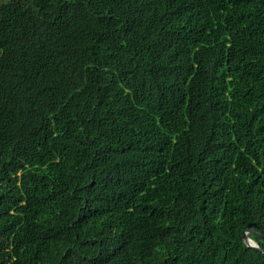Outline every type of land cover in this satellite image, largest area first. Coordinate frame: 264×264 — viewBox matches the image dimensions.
<instances>
[{
  "label": "trees",
  "instance_id": "16d2710c",
  "mask_svg": "<svg viewBox=\"0 0 264 264\" xmlns=\"http://www.w3.org/2000/svg\"><path fill=\"white\" fill-rule=\"evenodd\" d=\"M249 229L264 0H0V264H264Z\"/></svg>",
  "mask_w": 264,
  "mask_h": 264
},
{
  "label": "water",
  "instance_id": "95a60500",
  "mask_svg": "<svg viewBox=\"0 0 264 264\" xmlns=\"http://www.w3.org/2000/svg\"><path fill=\"white\" fill-rule=\"evenodd\" d=\"M249 235H256L259 238L264 239V234L257 230L249 229L244 232V236H243L244 242L249 248H254L264 252V249H262L253 239H251Z\"/></svg>",
  "mask_w": 264,
  "mask_h": 264
}]
</instances>
